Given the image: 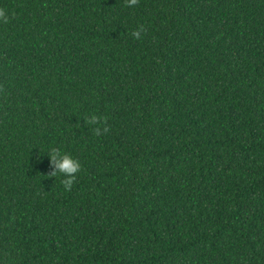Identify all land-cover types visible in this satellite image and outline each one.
<instances>
[{
  "label": "trees",
  "instance_id": "obj_1",
  "mask_svg": "<svg viewBox=\"0 0 264 264\" xmlns=\"http://www.w3.org/2000/svg\"><path fill=\"white\" fill-rule=\"evenodd\" d=\"M0 7V264H264V0Z\"/></svg>",
  "mask_w": 264,
  "mask_h": 264
},
{
  "label": "clouds",
  "instance_id": "obj_2",
  "mask_svg": "<svg viewBox=\"0 0 264 264\" xmlns=\"http://www.w3.org/2000/svg\"><path fill=\"white\" fill-rule=\"evenodd\" d=\"M139 3V0H125L126 7H135ZM10 20V14L8 11L0 7V23L7 24ZM147 29L143 24L138 25L131 33L132 37L136 40H141L146 34ZM84 122L91 126L92 131L95 135H103L109 131L107 124V117L100 116L97 114H90L83 117ZM49 157L50 171L48 173L49 177L56 178L61 177V185L64 190L70 192L72 190L73 184L77 179V174L81 171V162L73 157L68 152L62 151L59 147H51L47 151Z\"/></svg>",
  "mask_w": 264,
  "mask_h": 264
}]
</instances>
